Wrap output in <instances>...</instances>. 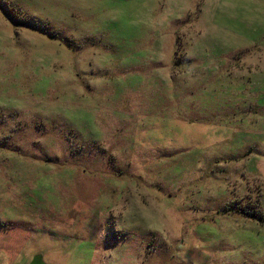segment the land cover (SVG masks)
Returning a JSON list of instances; mask_svg holds the SVG:
<instances>
[{"label": "rangeland", "instance_id": "rangeland-1", "mask_svg": "<svg viewBox=\"0 0 264 264\" xmlns=\"http://www.w3.org/2000/svg\"><path fill=\"white\" fill-rule=\"evenodd\" d=\"M250 8L0 0V264H264Z\"/></svg>", "mask_w": 264, "mask_h": 264}, {"label": "crops", "instance_id": "crops-1", "mask_svg": "<svg viewBox=\"0 0 264 264\" xmlns=\"http://www.w3.org/2000/svg\"><path fill=\"white\" fill-rule=\"evenodd\" d=\"M238 2L240 5H247L251 6L250 11L254 14H260L264 18V0H233ZM236 11L239 10V8H235ZM249 11V9H247ZM264 28L262 29V31Z\"/></svg>", "mask_w": 264, "mask_h": 264}, {"label": "water", "instance_id": "water-1", "mask_svg": "<svg viewBox=\"0 0 264 264\" xmlns=\"http://www.w3.org/2000/svg\"><path fill=\"white\" fill-rule=\"evenodd\" d=\"M27 264H48L43 261L40 254H34Z\"/></svg>", "mask_w": 264, "mask_h": 264}, {"label": "trees", "instance_id": "trees-1", "mask_svg": "<svg viewBox=\"0 0 264 264\" xmlns=\"http://www.w3.org/2000/svg\"><path fill=\"white\" fill-rule=\"evenodd\" d=\"M50 38H52V37H50ZM249 216H251V217H253V218H255V219H257V220H259V221H261L262 220V215L258 212V213H249Z\"/></svg>", "mask_w": 264, "mask_h": 264}]
</instances>
